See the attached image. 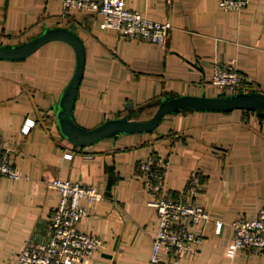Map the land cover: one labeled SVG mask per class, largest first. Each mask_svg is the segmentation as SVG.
Returning <instances> with one entry per match:
<instances>
[{
    "label": "crops",
    "instance_id": "obj_1",
    "mask_svg": "<svg viewBox=\"0 0 264 264\" xmlns=\"http://www.w3.org/2000/svg\"><path fill=\"white\" fill-rule=\"evenodd\" d=\"M126 3L150 19L172 22L166 46L121 37L97 13L64 14L62 0H0V43L75 23L87 61L74 113L87 127L116 116L145 119L144 109L168 95H217L215 67L230 60L247 90L264 91V0L241 10L222 8L218 0ZM75 67L76 52L62 40L23 60L0 59V140L23 172L16 179L0 176V264H13L28 242L47 241L45 228L60 200L53 177L94 184L103 194L79 224L103 240L86 264H261L260 254L239 249L229 257L226 248L233 221L264 207V118L244 108L190 109L168 114L154 131L79 146L61 133L55 109ZM28 118L36 123L23 132ZM150 157L166 170V194L197 200L212 213L211 221L194 226L205 235L200 251L178 263L165 252L160 262L150 261L158 212L149 200L156 193L140 169ZM193 174L201 176L196 196L187 190Z\"/></svg>",
    "mask_w": 264,
    "mask_h": 264
},
{
    "label": "built area",
    "instance_id": "obj_2",
    "mask_svg": "<svg viewBox=\"0 0 264 264\" xmlns=\"http://www.w3.org/2000/svg\"><path fill=\"white\" fill-rule=\"evenodd\" d=\"M64 14L86 10L100 14L105 28L119 36L144 39L166 46L172 32V22L153 20L141 11L127 6L126 0H62ZM222 8L241 10L251 0H218ZM245 79L232 60L218 63L212 83L229 93L247 90ZM36 120L28 118L22 127L29 132ZM140 169L148 190L156 193L149 200L158 212V228L153 237L150 261H161L163 252L175 262L185 255L200 251L205 241L202 229L197 226L211 221L212 213L199 201L184 197L173 198L164 192L166 170L157 159L150 157L140 162ZM22 170L16 165L13 150L0 140V176L20 178ZM49 183L59 190L60 200L45 228L47 241L28 242L17 254L13 264H86L103 244L96 233L80 227L82 219L93 211L94 203L103 197L94 184L78 180L53 177ZM188 193L196 196L201 190V176L193 174L188 182ZM87 201L88 204H85ZM222 221H217L215 232L222 231ZM235 234L226 248V255L234 257L239 249H248L262 255L264 264V207L250 217L233 221Z\"/></svg>",
    "mask_w": 264,
    "mask_h": 264
},
{
    "label": "water",
    "instance_id": "obj_3",
    "mask_svg": "<svg viewBox=\"0 0 264 264\" xmlns=\"http://www.w3.org/2000/svg\"><path fill=\"white\" fill-rule=\"evenodd\" d=\"M54 40L69 43L76 52L74 73L62 91L55 109L61 133L79 146L94 144L105 137L113 136L117 138L125 133L154 131L168 114L185 109L225 112L244 108L257 111L259 116L264 118V91L253 89L229 93L223 90L213 96L206 93L201 95L177 94L164 96L159 100L158 108L150 118L135 119L129 116H116L108 118L93 127L84 126L76 119L74 110L85 74L87 47L77 31L75 23L69 26H47L40 33L23 42L0 43V59L23 60L46 43Z\"/></svg>",
    "mask_w": 264,
    "mask_h": 264
},
{
    "label": "trees",
    "instance_id": "obj_4",
    "mask_svg": "<svg viewBox=\"0 0 264 264\" xmlns=\"http://www.w3.org/2000/svg\"><path fill=\"white\" fill-rule=\"evenodd\" d=\"M158 105H159V101H157L156 103H153V104L147 106V108L144 109V112H145L146 110L149 111V113H147L148 115H147L146 118H150L151 116H153V114L156 112V110H157V108H158ZM187 110H190V109H185V111H187ZM148 111H147V112H148ZM182 111H184V110H182ZM138 119H143V118H138Z\"/></svg>",
    "mask_w": 264,
    "mask_h": 264
},
{
    "label": "rangeland",
    "instance_id": "obj_5",
    "mask_svg": "<svg viewBox=\"0 0 264 264\" xmlns=\"http://www.w3.org/2000/svg\"><path fill=\"white\" fill-rule=\"evenodd\" d=\"M147 111H148V110H146L145 112L143 111L141 115H142V116H147V115H148L147 113H149V111H148V112H147Z\"/></svg>",
    "mask_w": 264,
    "mask_h": 264
}]
</instances>
